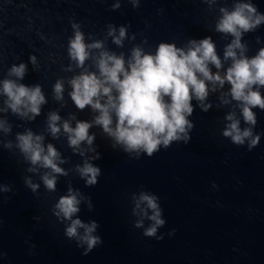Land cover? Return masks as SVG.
I'll return each instance as SVG.
<instances>
[{
  "label": "water",
  "instance_id": "water-1",
  "mask_svg": "<svg viewBox=\"0 0 264 264\" xmlns=\"http://www.w3.org/2000/svg\"><path fill=\"white\" fill-rule=\"evenodd\" d=\"M237 2H250L264 13V0H138L137 7L132 0H0V80L15 79L8 76V70L24 63L27 72L19 82L39 84L47 101L40 114L29 119L31 113L25 117L13 114L4 104L6 97L0 95V109H5L0 111V120L11 127L10 132L0 128V264L194 263L249 151L247 140L238 146L222 135L229 112H235L242 129L249 127L237 102L222 103L230 85L209 91L205 101L211 104L208 111H202L193 99L194 111L188 118L194 127L187 144L174 142L151 157L141 153L139 159H133L120 146L113 147V140L100 126L93 125L89 129L93 144L82 142L74 149L63 131V122L67 120L75 127L76 121L91 122L97 113L90 107L77 109L70 98L69 80L84 69L69 58L68 46L74 24L86 43L101 40L107 50L123 53L126 60L134 46L154 52L161 42L187 47L190 39L207 36L216 45L223 64L219 72L224 75L231 63L224 60V49L232 37L216 32L215 24L220 8L231 10ZM116 4L118 8L113 7ZM109 25L115 27L117 35L119 27H126L122 46L107 34ZM241 43L247 45L245 54L249 57L264 48V23L244 33ZM92 51L97 54L99 50ZM30 56L35 57V63ZM85 68L94 71L93 61H86ZM57 80L64 85L63 100L54 99ZM253 111L257 115L255 134L264 110ZM50 112L61 118V130L55 137L48 130ZM26 130L42 135L45 148L52 144L64 161H57L66 175L53 174L54 192L47 191L41 180L50 169L31 165L16 146L17 133ZM9 142L11 147H6ZM97 153L99 158L94 159ZM86 160L101 169L95 186H86L77 171ZM31 167L36 171H28ZM26 180L38 184V189L33 192ZM69 188L90 198L92 205L89 210L88 199L82 200L73 218L99 225L93 235L100 236L102 243L87 255L83 254L86 244L78 246L76 238L65 235L70 221L54 214L56 202ZM142 191L159 197L165 224L157 235L163 239L143 235L151 221L140 216L139 210L133 212ZM137 220H143L142 227L134 226ZM78 232L83 234V229Z\"/></svg>",
  "mask_w": 264,
  "mask_h": 264
},
{
  "label": "clouds",
  "instance_id": "clouds-1",
  "mask_svg": "<svg viewBox=\"0 0 264 264\" xmlns=\"http://www.w3.org/2000/svg\"><path fill=\"white\" fill-rule=\"evenodd\" d=\"M132 3L134 7L138 6V0H132ZM113 7L118 8L119 4ZM220 13L215 31L232 37L224 49V60L231 61L224 75L219 72L223 64L211 37L190 39L187 47L161 42L154 52H146L142 47L134 46L126 60L123 53L116 54L107 50L101 40L86 43L84 34L74 24L75 33L69 41L68 55L77 68L84 70L69 80V95L77 109L90 107L97 114L91 122L76 121L75 127L67 120L63 122V131L68 134L69 145L74 149L82 142L92 145L94 136L89 134V129L93 125L100 126L113 140V147L120 146L133 159H139L141 153L151 157L161 148H169L174 142L182 141L187 144L194 127V123L188 118L194 111L193 99L198 102L202 111H208L211 104L205 101L209 91L223 88L227 83L230 88L224 94L222 103L237 102L243 122L249 127L242 129L235 112H229L225 117L228 124L222 135L238 146L244 145L247 140L249 150L256 147L260 134L253 133L257 124V115L253 109L264 110V95L261 94V88H264V48L249 57L245 54L247 45L241 43V38L244 33L254 31L264 23V13H260L250 2H237L231 10L222 7ZM107 34L112 37L113 43L122 46L126 38V27H119L117 35L115 27L109 25ZM92 50L99 51L93 54ZM29 59L35 63L34 56ZM88 60L93 61L94 71L85 68ZM210 65L217 71L213 72ZM26 72L27 66L24 63L12 65L8 76L15 79L0 80V95L6 97L4 104L13 114L25 117L31 113L28 118L33 119L40 114L41 106L47 101L39 84L28 86L19 82ZM63 92V82L57 80L53 86L54 99L63 100ZM60 120L56 112L49 113L48 130L54 137L61 130L58 125ZM0 128L5 132L11 130L10 125L5 126L2 120ZM16 141L17 148L31 165L50 169V173L45 172L41 180L47 191L54 192L56 175L53 174L66 175L59 166L64 161L60 159L58 151L52 144L45 148L43 136L34 134L31 130L17 133ZM6 147H11V143ZM95 158H99V153ZM28 171L36 169L31 167ZM77 171L85 179L86 186H95L101 175V169L87 160L82 166H77ZM25 183L33 192L39 187L30 180ZM85 199H88L91 210L90 198L69 188L68 194L59 197L56 202L54 214L70 221L65 235L69 239L76 238L78 246L86 244L83 254L87 255L102 243V239L93 235L99 226L96 221L85 223L78 217L73 218ZM137 210L140 216L151 221L143 235L163 239V235H157L158 228L165 224L159 197L142 191L135 199L133 212ZM142 225L143 220H137L134 226L139 228ZM78 229H83V234ZM171 234L170 232L169 235Z\"/></svg>",
  "mask_w": 264,
  "mask_h": 264
}]
</instances>
